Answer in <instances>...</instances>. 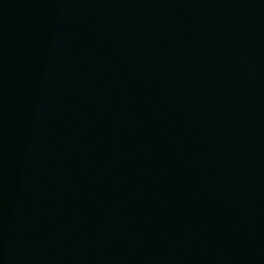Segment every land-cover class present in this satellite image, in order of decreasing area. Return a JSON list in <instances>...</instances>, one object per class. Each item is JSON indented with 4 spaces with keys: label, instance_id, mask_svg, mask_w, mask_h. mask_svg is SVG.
<instances>
[{
    "label": "water",
    "instance_id": "95a60500",
    "mask_svg": "<svg viewBox=\"0 0 264 264\" xmlns=\"http://www.w3.org/2000/svg\"><path fill=\"white\" fill-rule=\"evenodd\" d=\"M0 264H264V0H0Z\"/></svg>",
    "mask_w": 264,
    "mask_h": 264
}]
</instances>
